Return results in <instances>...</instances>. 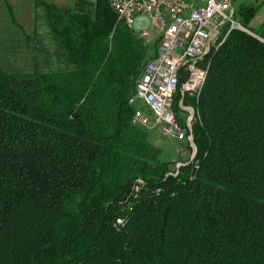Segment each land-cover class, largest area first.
Segmentation results:
<instances>
[{
  "label": "trees",
  "instance_id": "16d2710c",
  "mask_svg": "<svg viewBox=\"0 0 264 264\" xmlns=\"http://www.w3.org/2000/svg\"><path fill=\"white\" fill-rule=\"evenodd\" d=\"M35 2L74 67L0 66V264H264V37L248 25L254 6L232 7L246 30L222 25L196 96L182 91V73L173 108L185 122L178 101L191 102L194 150L188 141L175 168L152 140L154 118L132 123L144 104L128 101L159 36H139L108 0Z\"/></svg>",
  "mask_w": 264,
  "mask_h": 264
},
{
  "label": "built area",
  "instance_id": "2783aa9c",
  "mask_svg": "<svg viewBox=\"0 0 264 264\" xmlns=\"http://www.w3.org/2000/svg\"><path fill=\"white\" fill-rule=\"evenodd\" d=\"M117 18L133 29L138 15L149 17L147 30L136 31L139 36L157 32L159 41L155 53L150 57L136 79L129 103L144 104L152 113L153 121L166 137L191 143V120L194 109L181 122L173 108L174 95L181 82V89L189 96H196L206 77L205 56L210 49L220 44L219 31L225 23L229 28L246 30L233 17L232 0H108ZM149 118L143 110L136 108L132 123L147 124ZM120 222V219L117 220Z\"/></svg>",
  "mask_w": 264,
  "mask_h": 264
},
{
  "label": "crops",
  "instance_id": "0c3cea01",
  "mask_svg": "<svg viewBox=\"0 0 264 264\" xmlns=\"http://www.w3.org/2000/svg\"><path fill=\"white\" fill-rule=\"evenodd\" d=\"M16 23L12 22L10 11L5 0H0V66L14 72H32L36 66L43 73L67 71L74 67L67 60V55L60 40L49 26L43 6L35 0H6ZM58 7L71 8L76 0H43ZM95 2L97 0H89ZM233 8L238 6H254L255 13L249 21V26L264 37V0H234ZM26 34L35 39L34 47L29 49ZM258 36V35H256ZM259 37V36H258ZM261 38V37H259ZM183 107L193 108L191 102ZM183 109L186 113L189 111ZM180 112L184 116L185 112ZM153 119V117L151 118ZM155 126L154 129H157ZM165 138L158 132V139ZM157 142L156 140L153 141ZM156 144V143H155ZM157 145V144H156ZM190 152V147L182 145L180 153ZM182 161H178L177 168Z\"/></svg>",
  "mask_w": 264,
  "mask_h": 264
},
{
  "label": "rangeland",
  "instance_id": "374dc122",
  "mask_svg": "<svg viewBox=\"0 0 264 264\" xmlns=\"http://www.w3.org/2000/svg\"><path fill=\"white\" fill-rule=\"evenodd\" d=\"M190 1V0H189ZM234 0H232V7ZM95 3V2H94ZM94 8V7H93ZM237 21V20H236ZM238 22V21H237ZM243 26V25H242ZM264 34V32H263ZM149 42L153 41V38L158 37V34L154 30H150L148 35H144ZM264 41V38H261ZM143 113L148 117L152 118L153 115L151 111L145 106H142ZM185 119V118H184ZM152 124L151 121H149L148 126ZM158 132H160L159 128L152 130V140H156L155 142L157 146L160 147V159L167 162L171 167H174L177 165L178 161H185L189 158V152H186L185 154L180 153V149L182 145L186 144L188 145V141L185 140H178L174 137H163L158 139Z\"/></svg>",
  "mask_w": 264,
  "mask_h": 264
},
{
  "label": "water",
  "instance_id": "95a60500",
  "mask_svg": "<svg viewBox=\"0 0 264 264\" xmlns=\"http://www.w3.org/2000/svg\"><path fill=\"white\" fill-rule=\"evenodd\" d=\"M150 19L147 16L144 15H138L134 18L133 21V29L136 31H144L147 30L149 26Z\"/></svg>",
  "mask_w": 264,
  "mask_h": 264
}]
</instances>
